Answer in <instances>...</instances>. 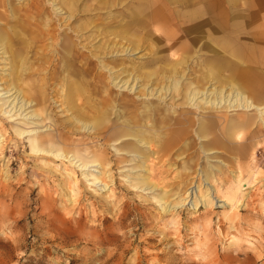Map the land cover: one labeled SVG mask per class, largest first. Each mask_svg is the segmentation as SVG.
<instances>
[{"label": "rangeland", "instance_id": "rangeland-1", "mask_svg": "<svg viewBox=\"0 0 264 264\" xmlns=\"http://www.w3.org/2000/svg\"><path fill=\"white\" fill-rule=\"evenodd\" d=\"M51 1L0 0V29L13 44L18 32L45 27L44 46L42 40L35 39V44L40 42L42 46L37 52L33 44L31 54L49 55L52 68L56 66L59 73L63 40L69 33L61 31L62 28L85 25L80 31L83 37L79 46L85 45L83 50L87 54L93 50L92 46H97L94 53L107 67L98 64L95 68V75L102 74L106 85L96 97L93 94L90 99L84 98L85 102L81 100L80 116L90 121V111L97 109L106 118L100 128L90 127L71 136L82 142L86 157L91 158L95 152L103 154L108 163L105 189L109 188L103 194L111 208L110 212L104 210L103 202L94 201L93 194L80 182L79 172L75 174L79 188L71 196L73 203L66 194L57 195L52 177L47 182L31 176L30 182L20 189H4L0 195V264H264V116L254 109L222 106L202 110L184 102L181 88L166 94L160 91L166 79H178L182 74L184 90L204 86L219 89L235 84L227 64L236 62L232 71L249 72L245 81L255 85L253 98L264 104V56L258 55H264V0H196L202 15L192 21L188 19L189 9L185 8L184 0H157L154 4L161 11L152 16L148 11L134 14L139 4L145 3L148 10L147 0H78L81 16L73 22L62 19L64 11L54 15L53 6L58 5ZM41 11L52 18L41 20ZM138 17L144 23H126ZM125 27L122 34L132 31L126 37L131 45L136 43L132 45L134 51L115 53L120 50L117 47L112 48L113 52L111 48L104 50L102 43L111 41L109 32H120ZM90 28L97 30L90 32ZM222 40L238 48L248 47L247 51L260 61L244 62L230 55L228 49L224 53L216 47ZM160 55L162 59L156 61ZM6 57L0 50L3 110L10 109L12 97L11 92L4 93L2 88L8 79L4 74L9 71ZM182 58L183 65L175 64ZM126 72L142 78L136 81L130 78L129 87L125 88L122 81ZM114 76L116 79L111 80ZM216 76H222L224 82L220 83ZM148 90L154 91L150 94ZM102 95H106L104 103L99 102ZM88 105L92 108L87 111ZM63 107L58 102L49 105L54 124L68 122L70 111ZM14 111L13 108L10 113ZM243 114H254L253 124L232 128L236 141L229 143L234 146L241 143L245 154L232 146L228 148L221 133L228 131L231 128L228 124ZM7 115L0 114L3 129L7 130L5 134L0 130V142L2 138L5 142L0 181L7 179L4 178L7 173L8 181L15 182L33 168L48 176L47 170L34 166L49 163L48 158L35 159L30 154L27 137L31 135L24 137L22 145L10 128L20 118ZM201 119L211 121L214 139L218 140L212 137L208 144L204 135L200 136ZM105 126L120 131L116 138L105 136L108 130ZM15 148H19L20 156L14 153ZM88 165H94L89 167L88 174L99 177L101 167L95 163ZM205 174L209 181L204 180ZM141 177L156 186L144 190L128 186L131 180ZM96 182L97 188L104 190L102 182ZM200 182L198 191L196 186ZM240 184H245V188ZM215 185L218 189L214 191ZM205 190L209 195L199 198ZM153 196H162L168 204L164 213L149 200ZM207 197L211 202L205 205ZM103 217L108 218L105 221Z\"/></svg>", "mask_w": 264, "mask_h": 264}, {"label": "bare ground", "instance_id": "bare-ground-1", "mask_svg": "<svg viewBox=\"0 0 264 264\" xmlns=\"http://www.w3.org/2000/svg\"><path fill=\"white\" fill-rule=\"evenodd\" d=\"M147 1L148 2L146 4L147 6H149L148 10H145L144 8L145 3L139 4L135 8V15H139L142 12L146 13V11H148L147 14L152 16L153 14H156L161 11V7L154 4V2L157 0ZM55 2L57 3L58 7L53 6L54 15H59L61 11H64L65 16L62 17V19H71V22L75 21L76 17L78 19V16H81V10L77 9L78 0H53L50 3L53 4ZM182 2L185 5V8L189 9V11H186L188 13L187 15H189V20L192 21L198 15H202L201 8H199L198 4H196L198 3V1L193 0L192 2H189L188 0H184ZM39 15L41 16L40 19L44 21L52 18L47 12L44 11H41ZM126 23H133V25H135L136 23H144V19H139L138 17L137 19L128 20ZM83 28H85V25H83V23H80L76 26H67L65 28H62L61 31L65 30L66 34L68 33V31L69 33L67 36H64L62 45L63 56L62 62L60 64L61 72L59 71V73L55 71L57 68L56 66L52 68V60H50V57H48L49 55L35 56L36 53L40 51L41 46H44L47 36L45 33V27L38 26L37 28H35V31L28 30V32L25 33L18 32L17 39L13 43L15 47H12L13 41L10 40L6 33L0 29V50L2 54L7 56L6 59L9 60V71L7 73H4L8 75V79L6 80V85L2 88L3 90H5L4 93L11 92L9 93V97L12 96L9 101V105L11 104L10 109L3 110L0 106V111H2V113L0 114L2 115L4 113H7V117L17 115L20 120H17V123L10 125V128L13 130V134L17 136V138L21 139L20 143H22V145L24 144V137L31 135V137H27V139L29 140L30 154H32L35 159L46 156L49 161V163H38L34 165L37 169L41 171H43V169L47 170L49 174L46 177L43 176L41 173H38L37 170L33 168L30 173L26 175H23L22 173L21 177L18 180H16L15 182H10L8 181L9 175L6 173L4 178L7 179L0 181V195H2L3 190L8 187L14 188L16 190L22 188L23 185L30 182L31 176L41 177V179L47 182H49V179L52 177V181L56 182L57 188H55V191L57 192V195L62 196L64 193L66 194V196L69 197L70 203H73L74 200L71 199V196L76 195L77 190L79 188V184H77V175L75 174L76 172H79V175L81 176L80 182L93 194L92 196L94 197V201L97 200L95 201L96 203L103 202L106 207L104 210L110 212V201L107 200L106 196L104 195L107 189L109 191V188L105 189V187L108 185V181L106 180L107 176H105V173L107 172L106 168L108 163L106 162L102 153L95 152L93 153L91 158L86 157V148H84L83 145H80V143L82 142L78 140L74 141L75 138L71 136V133L73 132H79L80 130L87 131L90 127L94 128L96 126L94 128L95 130L100 128L99 126L102 125L104 119L106 118L104 116L99 115L100 111L97 109L90 111V115L92 116L90 121L80 116L83 110V107L80 106L83 104V99H90L93 94L96 97L101 92L102 86L105 87L106 85V83H104L105 79L102 74L95 75V68L98 66V64H100L101 67H107L106 64H103L102 61H99L97 59L98 54L94 53V50H96L97 46H92L93 50L90 51L88 54L85 53L83 50L85 45L79 46V44L81 43L79 41L83 37L80 31ZM52 30L59 31L58 28H53ZM96 30L97 29L90 28L89 31L93 32ZM125 31L126 27L120 32H109L108 36L111 37L109 39L111 41L108 44L106 41L102 43L103 45H105L104 50L105 48H111L110 50H112L113 52L115 49L112 48L117 47L120 48V50L115 51V53H129L130 51H134L135 48H133L132 45L134 46L136 43L132 42L131 45L129 39L126 37L128 33H131L132 31H128L127 35L122 34ZM97 36L98 35L94 36L93 39H95ZM117 38L121 40V42H118L119 40ZM35 39H40V41L42 40V45L39 44L40 42L35 44ZM33 44H35L37 52H34L32 55L31 48ZM44 52V54H48V52L50 53V55L53 54L52 49H50V51L48 52ZM258 55L259 57L264 56L260 55V53ZM253 57L255 56L251 55L247 50H244L243 58L248 60L249 58L253 59ZM257 58L258 57L256 56V59ZM60 59L61 58H59L57 62L60 61ZM160 59H162L161 55L155 58L156 61ZM184 63L185 61L183 58L175 62V64L179 66L183 65ZM227 66H229L232 71L231 62H229ZM51 69L52 71L49 72V70ZM108 70L110 72V69ZM172 71L175 73L176 67H174ZM126 73L127 77L124 79V81H122V85H124L125 88L129 87L128 83L130 78L134 81L141 80L142 78V76L132 77L131 73ZM209 73H207V75ZM182 77L183 74L179 76L178 79L173 77L166 79L165 84L161 86L160 91L164 90V94H166L167 92L178 91L181 88L183 90L182 96H184V102L191 104V106L193 107H198L199 109L202 108V110L214 108L217 109L223 106L226 109L240 108V110L245 111L254 109L255 111H258L261 116H264V104H262L261 101H258L253 98V96L256 94L255 85H251V83L247 80V82L249 83L248 84L245 81L246 79H243V82H241L236 78L235 84H227L225 87H220L219 89L215 87L209 89L208 87L205 88L204 86L202 89L190 88L184 90L182 86ZM114 79H116V76L111 77V80ZM215 79L218 80L220 83L224 82L222 76H216ZM149 80L150 77L148 76V82ZM249 85L251 86L247 88V86ZM145 86L146 84H143L141 89L144 90ZM226 87L229 88L228 91L225 89ZM132 88L133 85L130 86L129 89ZM153 91L154 90H151L149 92L148 90V93L152 94ZM105 96L106 95H102L99 102L104 103ZM79 98L81 99L79 100ZM57 99H59V101H56ZM53 102H58L59 106L61 107L64 106L63 108L66 112L70 111L68 116V122L71 126L68 127L67 121V123H59L58 125L52 122L48 107L49 105H52ZM94 102L96 101L94 100ZM87 107V111L89 110V108H92V106L90 105H88ZM13 108L15 111L10 113ZM103 115L106 116V114ZM252 115L254 114L239 115L240 117L237 120L231 121L230 124H228V126L231 127L230 129H228V131H221V133L223 134L222 136L224 138L222 139V141H224V144H227L225 143V141L228 142L230 146L228 148H231L232 146L235 151L245 154V148L243 145H241V143H238L234 146L231 145V143L229 142L233 140L232 128L238 126L243 127L246 125H252L254 118ZM200 124V136H202V134L204 135L203 139L206 141V143L209 144V142H212V137L213 140H218L214 139L215 136L212 131L210 120L201 119ZM3 127L4 126L0 121V130H4L3 133L5 134L7 130L3 129ZM105 127L108 128V130L104 134L108 138H116V135H118L120 132L118 130V132L116 130H111L107 126ZM37 129H41L40 132L37 131ZM223 129H225V127ZM74 134L76 136L77 133ZM139 141L143 142L142 139H139ZM0 143L1 159V154H3L4 152L3 145L5 143L3 138ZM13 151L17 155H19V148H15L13 149ZM19 158L23 160V158ZM53 163H57L58 165L56 164L57 166H55ZM90 163H95L96 165H99L101 167L102 171L98 172L100 175H98L99 177L88 174L87 171L89 167L94 166L88 165ZM13 164L14 161H11V165ZM87 176L89 177L87 178ZM96 180L102 182V188H104V190H101V187L97 188L98 182H96ZM204 180L209 181L208 174H205ZM128 186L131 188H140L141 190H144L152 189L156 185L149 183L146 180V177H141L134 178L133 180H131ZM200 186L201 182L198 183L196 186L198 191L200 190ZM243 186H245V184H240V187H242V189L245 188H243ZM213 187L214 191L218 189L217 185ZM98 190L101 191L99 192ZM30 191L33 192V188H31ZM207 195L209 194L206 193L205 190V193L198 197L203 198ZM206 199L203 201V203L205 204L207 202V204H210L211 200L209 199V197H207ZM149 200H152L156 204L160 213L165 212L168 204L162 196H153ZM195 205L196 204H194V206ZM107 218L108 217H103L102 220L106 221Z\"/></svg>", "mask_w": 264, "mask_h": 264}, {"label": "crops", "instance_id": "crops-1", "mask_svg": "<svg viewBox=\"0 0 264 264\" xmlns=\"http://www.w3.org/2000/svg\"><path fill=\"white\" fill-rule=\"evenodd\" d=\"M216 47L222 48L224 53H225V50L228 49L227 52L230 55L236 56V57L242 59L244 62H254L255 59H256V57H253V59H250L249 58L248 60L245 59V58H243L244 50H247L246 48H248V47L245 48V46H242L241 48H238L236 45H232V44L228 43L226 40L220 41L218 43V45H216ZM248 52L251 55H253L251 53V51L248 50ZM257 61H260V59L257 58ZM235 63L236 62H233V63L231 62L232 69H233V66L235 65ZM247 73H249V72H242L240 69L238 70V72L237 71H235V72L234 71H231L232 78L235 79V80H236V78L238 80L246 79L245 74L247 75Z\"/></svg>", "mask_w": 264, "mask_h": 264}]
</instances>
